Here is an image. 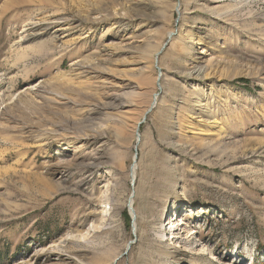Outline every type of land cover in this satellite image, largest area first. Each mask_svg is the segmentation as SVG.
<instances>
[{
  "label": "rangeland",
  "instance_id": "1",
  "mask_svg": "<svg viewBox=\"0 0 264 264\" xmlns=\"http://www.w3.org/2000/svg\"><path fill=\"white\" fill-rule=\"evenodd\" d=\"M234 2L0 0V264H264V0Z\"/></svg>",
  "mask_w": 264,
  "mask_h": 264
},
{
  "label": "bare ground",
  "instance_id": "2",
  "mask_svg": "<svg viewBox=\"0 0 264 264\" xmlns=\"http://www.w3.org/2000/svg\"><path fill=\"white\" fill-rule=\"evenodd\" d=\"M218 1H220V0H218ZM230 1H233V0H230ZM257 1L258 0H235V2L231 4V7L235 8V9H239L240 7L249 6L250 4H252L254 2H257ZM169 35L172 36L173 34L170 33ZM205 72H206V68L205 67L195 66L186 75L190 76V77H194V79H196V80H200L201 78L204 77ZM201 90H203V88H202V86H199V89H197L196 91H201ZM155 102L158 103V96H155ZM64 150L65 151L69 150V148H65ZM136 171H137V166L134 168V171H133L134 177H135ZM101 198L103 199V201L109 199L106 195L101 197ZM132 201L134 202V198H131L130 206L132 204ZM131 208L133 209L134 207L132 206ZM136 222H137V220H136ZM136 227H137V223H136ZM174 228H175V226H174ZM187 232L188 231L185 230L183 233H187ZM187 238H189V237L185 238L188 241L189 239H187Z\"/></svg>",
  "mask_w": 264,
  "mask_h": 264
}]
</instances>
